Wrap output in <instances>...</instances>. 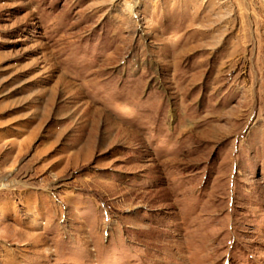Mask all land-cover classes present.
Wrapping results in <instances>:
<instances>
[{"label": "rangeland", "instance_id": "obj_1", "mask_svg": "<svg viewBox=\"0 0 264 264\" xmlns=\"http://www.w3.org/2000/svg\"><path fill=\"white\" fill-rule=\"evenodd\" d=\"M0 264H264V0H0Z\"/></svg>", "mask_w": 264, "mask_h": 264}, {"label": "bare ground", "instance_id": "obj_2", "mask_svg": "<svg viewBox=\"0 0 264 264\" xmlns=\"http://www.w3.org/2000/svg\"><path fill=\"white\" fill-rule=\"evenodd\" d=\"M2 187V186H1Z\"/></svg>", "mask_w": 264, "mask_h": 264}]
</instances>
